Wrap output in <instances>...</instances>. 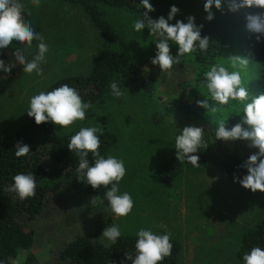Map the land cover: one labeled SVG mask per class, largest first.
I'll list each match as a JSON object with an SVG mask.
<instances>
[{
    "label": "rangeland",
    "instance_id": "374dc122",
    "mask_svg": "<svg viewBox=\"0 0 264 264\" xmlns=\"http://www.w3.org/2000/svg\"><path fill=\"white\" fill-rule=\"evenodd\" d=\"M29 14L34 29L41 33L48 44L46 62L41 64L43 75L23 73L17 80L0 87V136L26 124L32 117L27 115L30 98L60 78L71 75H86L98 52L104 48L119 51L129 60L156 77L151 91L125 80L115 81L124 92L121 98L111 95V89L103 97L91 102L87 117L67 129L54 124L57 133L78 132L82 127L99 126L113 132L117 141L108 156L122 159L126 175L119 183L120 193L127 192L134 201L131 213L117 217L108 201L95 197L93 201L73 171H66L48 178L60 195H52L44 215L30 223L35 232V243L30 250L38 264H52L55 253L77 234L101 230L98 239L108 241L101 235L106 226L117 225L122 235L137 237L139 229H150L162 235L167 226L170 237L181 245L178 264H238L235 257L242 232L264 213L263 192H252L240 183L225 179L211 167L183 168L169 180L158 181L155 171L168 156L176 151L174 124L178 116L179 96L191 88H197L200 100L208 99L209 109H204L205 123L221 120L241 122L243 108L252 98L261 93L259 66L251 55L249 39L252 33L246 25L235 30L223 50L215 56V65H223L229 72L239 71L242 86L249 90V100L241 103L230 100L220 105L211 99L201 80V69L186 54L182 62L174 65L170 73L161 72L151 63L156 54L155 37L145 27L134 30V23L145 11L124 8L103 9L107 19L119 33L117 42L106 44L93 27L81 6L61 0H40L39 7L31 0H20ZM205 0H162L153 5L155 11L148 16L167 19L170 7L179 12L169 21L187 22L193 16L200 25ZM215 6L212 10H215ZM38 41L23 53L30 61L37 53ZM177 48L170 42L173 56ZM241 55L249 59L246 70L232 66L231 56ZM215 108V111H212ZM158 116L159 121L153 117ZM247 127V125H243ZM103 200V203L100 201Z\"/></svg>",
    "mask_w": 264,
    "mask_h": 264
},
{
    "label": "trees",
    "instance_id": "16d2710c",
    "mask_svg": "<svg viewBox=\"0 0 264 264\" xmlns=\"http://www.w3.org/2000/svg\"><path fill=\"white\" fill-rule=\"evenodd\" d=\"M70 4L81 6L87 18L96 29L99 36L106 44L117 42L119 33L112 24L104 18L103 9L124 8L131 11H143L141 0H61ZM162 0H149L152 5ZM257 11L251 8H241L235 12L229 11L227 0H222L221 10H212L214 18L205 19V11L201 17V36H208L210 43L206 53L199 50L193 53V59L201 69V80L205 81V73L215 65V56L226 45L232 33L246 25V13ZM24 18L31 22L29 14L25 11ZM33 26V24H32ZM34 28V27H33ZM35 40L33 41V43ZM23 44L13 41L9 49H0V59L5 64L17 63L14 57L16 49H23ZM251 55L259 66V84L261 93L264 92V37L259 41L256 34L252 33L249 39ZM177 51V48H173ZM24 54V53H23ZM23 66L18 63L10 73L0 70V87L22 76ZM125 80L140 86L145 91H151L156 85V77L146 71L141 63L129 60L117 50L104 48L98 52L86 75H71L63 77L52 83L48 89L67 83L78 90L84 102L100 100L109 91L110 84L115 81ZM201 99L197 88L182 92L178 98V116L173 121L175 137L180 134L185 126H197L204 129L203 139L207 145L196 154L198 163L203 167H211L227 180L239 183L247 169L239 167L249 155L258 151L249 147L248 140L223 141L215 138L217 124L205 123L204 110L196 104ZM160 115V114H159ZM158 114L153 119L159 121ZM161 116V115H160ZM236 122L228 120L226 128H231ZM76 132L71 131L59 134L52 122L37 125L34 118L14 131L0 136V264H38L31 253L35 243V232L30 223L46 211V207L55 188L50 185L48 178L66 171H73L77 175L76 167L79 158L67 148L70 138ZM101 141L100 154L107 158L109 148L117 141L116 135L104 129L103 134L97 133ZM17 142L27 144L30 153L27 156L16 157L15 145ZM90 165L94 163L91 153L88 156ZM193 167L187 161L180 162L176 159V151L168 156L156 169L154 175L158 181H166L180 174L183 168ZM17 173H33L37 183L36 195L32 198L21 200L15 192L10 191L13 176ZM234 177L237 179L234 181ZM86 191L90 196L106 200L105 193L109 188L101 186L93 189L85 183ZM264 194V192H263ZM101 230L77 234L71 241L60 248L54 255L52 264H132L125 253L135 255L134 244L137 237L121 235L115 245L104 243L98 239ZM173 244L172 254L166 257L162 264H178L181 251L180 243L170 237ZM253 247L264 249V213L246 228L239 239L235 249L238 264H244L243 255L250 252Z\"/></svg>",
    "mask_w": 264,
    "mask_h": 264
},
{
    "label": "clouds",
    "instance_id": "9594fccd",
    "mask_svg": "<svg viewBox=\"0 0 264 264\" xmlns=\"http://www.w3.org/2000/svg\"><path fill=\"white\" fill-rule=\"evenodd\" d=\"M35 7H39L40 0H31ZM229 11H237L241 8H251L257 11L246 13V28L249 32L256 34L259 41L264 37V0H227ZM145 11L142 13L143 19L139 18L134 23V30L141 32L147 27L150 35L155 37L156 54L151 58L153 65H158L161 72L170 73L173 66L182 62L183 57L191 55L197 50L202 54L209 48V37L201 36L202 25L194 23V17L188 16L187 22L176 20L175 24L169 21L179 12V9L172 5L167 19L160 16L152 19L149 12L155 11L149 0H141ZM217 10L222 9V0H205L203 5L205 19L211 21L214 18L212 7ZM25 6L20 0H0V49H9L13 41L23 44L30 49L33 41H38L37 53L29 61L23 54V49H16L15 60L23 66V72L43 75L42 63L46 62V54L49 51L41 33L37 32L31 22L24 18ZM170 42L177 46L176 55L170 51ZM232 66H239L246 70L249 59L246 56L233 55L230 57ZM17 63L5 64L0 59V70L10 73ZM207 80L206 87L211 99L220 105H227L230 100L244 103L249 100L248 88L242 86V78L239 71L229 72L223 65H212L211 69L205 73ZM111 95L115 98L124 96V92L116 82L110 84ZM196 104L204 109H209L208 99L197 100ZM93 106L91 102H84L78 90L70 87L67 83L52 89L51 91H41L32 96L29 102L27 115L34 118L37 125L52 122L60 126V129H67L77 121H83L87 117V110ZM212 108V111H215ZM241 122L236 123L230 129L226 128V120L217 122L215 138L223 141H234L237 139L250 141L249 147H255L257 152L249 155L247 159L239 165L247 169V174L239 179V183L252 192H264V92L252 98L251 102L245 104L243 108ZM247 125V127L243 126ZM97 133L103 134L99 126L82 127L70 138L67 148L79 158L76 172L77 179L84 181L93 189L101 186L109 188L105 193L111 211L117 217L128 216L133 207L134 201L127 192L120 193L119 183L126 175V167L122 159L114 156L105 158L100 154L101 141ZM204 129L197 126H185L179 135L175 137L176 159L180 162L187 161L193 167H199V156L196 154L208 144L203 139ZM15 156H27L31 151L27 144L17 142L15 145ZM89 153L94 157V163H89ZM13 184L10 191L16 193L21 199L35 197L37 183L33 173H17L13 176ZM237 178L234 177V181ZM96 197V196H95ZM93 197L91 201L94 200ZM103 203V200L100 201ZM165 229L164 234L158 235L150 229L141 228L137 231V240L134 244L135 255L125 253L132 264H162L166 257L172 254L173 244L170 242L171 234L167 232V226L161 225ZM110 245H115L121 237L119 226H106L101 234ZM244 264H264V249L253 247L250 252L243 255ZM121 264H124L121 261Z\"/></svg>",
    "mask_w": 264,
    "mask_h": 264
}]
</instances>
